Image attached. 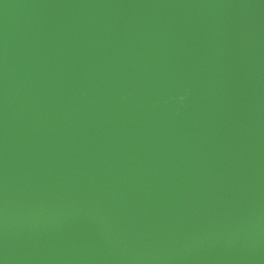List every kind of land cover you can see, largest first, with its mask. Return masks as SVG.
<instances>
[{
  "label": "water",
  "instance_id": "water-1",
  "mask_svg": "<svg viewBox=\"0 0 264 264\" xmlns=\"http://www.w3.org/2000/svg\"><path fill=\"white\" fill-rule=\"evenodd\" d=\"M0 264H264V0H0Z\"/></svg>",
  "mask_w": 264,
  "mask_h": 264
},
{
  "label": "clouds",
  "instance_id": "clouds-1",
  "mask_svg": "<svg viewBox=\"0 0 264 264\" xmlns=\"http://www.w3.org/2000/svg\"><path fill=\"white\" fill-rule=\"evenodd\" d=\"M182 99V98H181Z\"/></svg>",
  "mask_w": 264,
  "mask_h": 264
}]
</instances>
